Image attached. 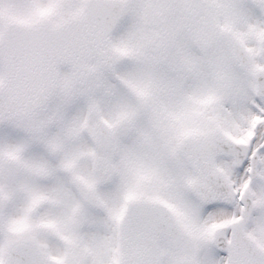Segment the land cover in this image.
I'll use <instances>...</instances> for the list:
<instances>
[{
	"label": "snow or ice",
	"instance_id": "6c2138e0",
	"mask_svg": "<svg viewBox=\"0 0 264 264\" xmlns=\"http://www.w3.org/2000/svg\"><path fill=\"white\" fill-rule=\"evenodd\" d=\"M0 264H264V0H0Z\"/></svg>",
	"mask_w": 264,
	"mask_h": 264
}]
</instances>
